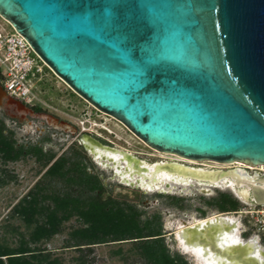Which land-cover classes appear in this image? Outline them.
Masks as SVG:
<instances>
[{
    "label": "water",
    "instance_id": "95a60500",
    "mask_svg": "<svg viewBox=\"0 0 264 264\" xmlns=\"http://www.w3.org/2000/svg\"><path fill=\"white\" fill-rule=\"evenodd\" d=\"M0 16L75 93L148 146L264 164V0H0ZM5 95L0 83V105ZM82 143L115 150L87 133ZM196 170L191 178L215 185L235 173ZM233 179L264 204V173ZM196 229L186 230L194 245L235 264L264 261L263 249L221 251L217 229Z\"/></svg>",
    "mask_w": 264,
    "mask_h": 264
},
{
    "label": "rangeland",
    "instance_id": "374dc122",
    "mask_svg": "<svg viewBox=\"0 0 264 264\" xmlns=\"http://www.w3.org/2000/svg\"><path fill=\"white\" fill-rule=\"evenodd\" d=\"M0 31H13L10 24L0 16ZM37 94L40 98V105L57 116L72 122L78 127L75 133L62 131L61 129H50L52 138L50 140L41 138L38 126L42 127L40 119L33 118L31 124L28 121L17 123L0 107V118L4 120L7 130H12L18 143H28L41 141L45 150L55 153L56 159L62 153L67 152L72 147V141L81 139L82 134L78 123L83 118L84 111L87 110L91 114L92 122L95 130L101 134V138L107 143L112 144L116 148L125 150L147 162L158 159V154L146 146L140 138L131 132L122 122L106 113L97 114L93 110V106L75 93L69 85L61 78L45 68L44 78L37 84ZM106 114V115H105ZM104 120L100 123L101 120ZM106 126V127H105ZM114 132V135L112 132ZM90 134V133H87ZM92 136H96L90 134ZM99 138V136H96ZM79 148L87 159L88 167L104 175L108 189L105 192V197H115L119 200H127L135 202L141 210L144 211L143 217L159 212L163 222V232L166 235V240L171 251L178 252L184 255L190 264H199L193 257L190 251L184 250L178 238L177 231L180 225L185 221L190 222L191 217L201 218L202 211L205 209L208 214L218 210L216 207L207 203V200L214 197L212 193L206 194L201 190V187H206L194 184L171 183L170 188H167L170 193L159 194L156 189L145 190L128 186L120 182L118 176L113 174L114 165H107L90 152H87L83 145L76 142L71 146ZM125 164V162H121ZM48 166L42 165L35 157L27 156L17 161L3 162L0 157V180H5V183L0 184V232L8 236L10 239L16 238L15 228L25 231L26 226L22 219L13 215V208L23 198L33 186L44 178V173ZM263 171L262 169H258ZM215 189L213 186H207ZM225 191L231 192L228 187ZM241 202V206L252 205L248 200H243L231 193ZM241 223V236L248 239L256 236L261 246L264 248V234L257 230L253 221ZM76 224V217H73L65 223L63 232L57 234L53 239L43 246L54 251L55 255L62 258L63 264H80L76 259L80 252L75 247H65L66 240L69 238V231ZM131 242L125 243H104L94 247V252L88 254L86 259L87 264H142L138 256L130 250ZM122 247L123 253L117 252ZM123 254L127 256L124 259Z\"/></svg>",
    "mask_w": 264,
    "mask_h": 264
},
{
    "label": "trees",
    "instance_id": "16d2710c",
    "mask_svg": "<svg viewBox=\"0 0 264 264\" xmlns=\"http://www.w3.org/2000/svg\"><path fill=\"white\" fill-rule=\"evenodd\" d=\"M49 71L50 68L46 67ZM40 107V105H38ZM48 139V138H47ZM35 157L48 166L44 178L14 206L26 230L15 228L16 238L0 232V264H63L62 258L43 246L63 232L65 223L76 217L65 247H75L80 264L94 247L104 243L131 242L142 264H190L178 252H172L163 232L159 213L146 215L127 200L105 197L107 190L98 174L91 173L85 154L76 146L55 158L44 146L18 143L12 130L0 118V157L3 162ZM5 180H0V184ZM220 211L237 210L241 202L229 192L207 200ZM117 252L123 253L120 247ZM124 259L127 256L123 254Z\"/></svg>",
    "mask_w": 264,
    "mask_h": 264
},
{
    "label": "bare ground",
    "instance_id": "6f19581e",
    "mask_svg": "<svg viewBox=\"0 0 264 264\" xmlns=\"http://www.w3.org/2000/svg\"><path fill=\"white\" fill-rule=\"evenodd\" d=\"M6 107H8L10 112H16V109L13 108V106H9L8 103L5 102L4 104ZM13 108V109H12ZM89 147L91 151L95 154V156L99 157L104 161L113 162L117 172L121 176L122 180L128 183H134L137 181L140 185L147 187L148 189L153 188H160L161 183L172 180L177 183L187 184L190 182V184L193 183V180L191 179L190 175L193 173H196V169L192 170V168L183 167L180 165H163V163H148L147 161L141 162L139 165L146 166L144 169V173L141 174L139 177L135 176V167L140 168V166H136V162L132 160L127 159V154L122 150H110L108 148L99 147L96 145H90ZM157 150V149H156ZM159 151V150H158ZM168 153V152H167ZM186 158V157H185ZM190 159V158H189ZM125 165L121 164V162H124ZM195 160V159H191ZM236 162V161H234ZM239 163H243L240 161H237ZM162 164V165H161ZM249 167L253 169H264V164H258V165H249ZM142 169V168H140ZM235 173H233V178H235L237 181H244L243 183H246L247 181L244 180L246 178L247 174H251L245 167L242 165H238L235 169ZM256 175H260L258 171H256ZM231 177L224 178L221 182L218 184H222L225 187H232L236 190L238 195L244 199H248L249 197V186H241L240 188H235V180ZM198 183L201 185H213L215 182L212 180H197ZM170 183L168 184V186ZM262 186L264 187V183H262ZM232 224V225H230ZM197 228L196 233L195 231H192L195 235L198 236L202 234H206L208 228L217 229V235H216V243L220 246V250H226L231 249L233 246H236L239 243L243 244H249L248 245V252L249 256H259V253L264 248L259 243L256 236H252L248 239H244L241 236V228H240V217L234 216L232 214H212L205 218H196L193 217L190 223H187L186 221L180 225V229L177 231V235L179 238V242L181 246L186 251H190L191 255L195 257V259L198 261L199 264H235L232 261L228 260L227 258L223 257L220 252H214L209 247L208 249H205L203 247H199L192 244L191 242L194 240L191 239V237H188L186 233H188L186 230L187 228ZM257 243L259 245V249H254L253 243ZM264 264V261H262Z\"/></svg>",
    "mask_w": 264,
    "mask_h": 264
},
{
    "label": "flooded vegetation",
    "instance_id": "af4514ba",
    "mask_svg": "<svg viewBox=\"0 0 264 264\" xmlns=\"http://www.w3.org/2000/svg\"><path fill=\"white\" fill-rule=\"evenodd\" d=\"M4 100H5L4 101V104L6 102V103L9 104V106H11V107L13 106V108L16 109V112H10L9 109H8V107H6L4 104L3 105H0V107L11 118H13L15 121H17V123H23L24 121H28L29 124H31L33 118L40 119V121L43 124V126L42 127H39L38 126L37 129L39 130V133L41 135V138H43V139H45V138L47 139L48 138V140H50L52 138V134H50V129H61L62 131L71 132V133H75V132L78 131V127L75 124H73L72 122H69L67 120H64L63 118H61V117L57 116L56 114L50 112L46 108H43L41 105H40V107H38V105L26 104L23 100H20V99H17V98H14V97L10 96L7 92H6V95H5V99ZM93 110L97 114H102L103 113V112L99 111L98 109H96L95 107H93ZM103 121L104 120L102 119L100 122L102 123ZM112 134L114 135V132H112ZM82 136H83V134H82ZM97 139L100 140L104 145L109 146L110 148H114L115 150H122V149L116 148L112 144L107 143L106 140L103 139V138H101V137H99ZM75 141L76 142H79L81 145H83V143H82V137H81V139L79 138V139H75L74 141H72V144L71 145H73L75 143ZM142 142L146 146H148L144 141H142ZM36 143H38L39 145L44 146L41 143L40 140L37 141ZM26 144H35V143L28 142ZM71 145L69 147H72ZM83 147H84V145H83ZM148 147L149 148H152L150 146H148ZM152 149L157 154L159 153L158 154V157L159 158L158 159H155V160H153L151 162H148V163H151V164H153V163H163V165H169V166L180 165V166H183V167H188V168H192V169H200V170H217V169H226L227 170V169H235L238 165H242L252 175L256 174L257 173L256 171H258L259 174H263L264 173L263 171H259L257 169H253V168L249 167L247 164H245V163H239L237 161L236 162H230V163H222V162H216V161H211V160H191L189 158H185V157L180 156V155L175 154V153L161 152V151L156 150L155 148H152ZM85 150L87 152H90L91 154H93V156H95L94 153H92L91 151L87 150L86 148H85ZM122 151H124L127 154V156H126L127 159H129V160H132L133 159V161L136 162V164H137L136 166H140V168H142V169H140L138 167H135V176L136 177H139L141 174H143L144 173V169H146L145 168L146 166H142V165H139V164L141 162L145 161V160L140 159L139 157H137L134 154H132L130 152H127L125 150H122ZM64 153H62V154H64ZM95 157L98 158L99 160H101L102 162H104L99 157H97V156H95ZM123 161L125 162V160H123ZM105 164H107V165H114L113 162H109V161H106ZM88 169H89V171L91 173L98 174L100 176V178L103 180L104 185L108 189V185L106 183V180L104 178V175L102 173H99V172H97L95 170L90 169L89 167H88ZM112 170H113V174L115 176H118L119 177L121 183H124L125 185H128V186H131L132 185L134 187L140 188V189L143 190V192H146L145 190H151V189H148L147 187H144V186L140 185L137 181H135L134 183H128V182L123 181L122 178H121V176L117 172L115 166L113 167ZM191 179L193 180V183L192 184L198 183L197 179H194V178H191ZM170 182L171 183H176L175 181L168 180V181L162 182L160 188H153V189H156V191L159 194H168V193H170V191L168 189H166V187L167 188H170V186L172 185ZM169 183H170V185L168 186ZM187 184H190V182L187 183ZM198 184L201 185L200 183H198ZM202 186H203V184H202ZM204 186H206V187H201V190L205 193V195L206 194H209V193H212V195H214V197H216L221 192H228V191H225V186H223L222 184H216V185L213 184V185H204ZM207 186H213L215 189H211V188H209ZM228 188L231 191L229 193H234L237 197H240L234 188H232V187H228ZM113 198H115V197H113ZM240 198H242V197H240ZM242 199L243 200L250 201L249 199H244V198H242ZM131 203L136 204L135 202H131ZM201 211H202V215H201L202 217L201 218H205V217L210 216V215H207L208 212L204 208L201 209ZM222 212H225V211H220L218 209L215 212H213L212 214H220ZM157 213H159V212H157ZM191 219H192V217H191ZM187 223H190V222H187ZM164 235H165V233H164Z\"/></svg>",
    "mask_w": 264,
    "mask_h": 264
},
{
    "label": "built area",
    "instance_id": "2783aa9c",
    "mask_svg": "<svg viewBox=\"0 0 264 264\" xmlns=\"http://www.w3.org/2000/svg\"><path fill=\"white\" fill-rule=\"evenodd\" d=\"M12 29L13 31L6 33L0 31V83L10 96L23 100L26 104L40 105L41 100L36 88L44 78L45 68L48 66L27 38L14 28ZM78 125L81 133L102 137L95 130L91 114L87 110L84 111ZM220 214L240 217V226L241 223L246 222L244 219L253 221L257 230L264 234V204L253 203Z\"/></svg>",
    "mask_w": 264,
    "mask_h": 264
}]
</instances>
